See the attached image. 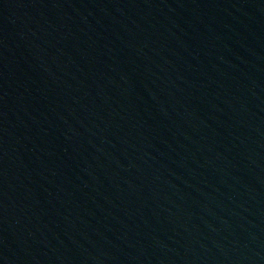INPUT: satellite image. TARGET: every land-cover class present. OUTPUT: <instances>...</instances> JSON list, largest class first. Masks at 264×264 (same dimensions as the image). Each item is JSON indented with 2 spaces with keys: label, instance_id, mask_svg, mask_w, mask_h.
<instances>
[{
  "label": "water",
  "instance_id": "water-1",
  "mask_svg": "<svg viewBox=\"0 0 264 264\" xmlns=\"http://www.w3.org/2000/svg\"><path fill=\"white\" fill-rule=\"evenodd\" d=\"M0 264H264V0H0Z\"/></svg>",
  "mask_w": 264,
  "mask_h": 264
}]
</instances>
